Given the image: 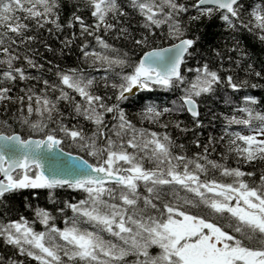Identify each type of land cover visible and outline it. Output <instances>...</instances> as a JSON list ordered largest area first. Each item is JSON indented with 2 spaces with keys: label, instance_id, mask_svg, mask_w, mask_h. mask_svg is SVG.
<instances>
[{
  "label": "snow or ice",
  "instance_id": "snow-or-ice-1",
  "mask_svg": "<svg viewBox=\"0 0 264 264\" xmlns=\"http://www.w3.org/2000/svg\"><path fill=\"white\" fill-rule=\"evenodd\" d=\"M0 251L264 264V0H0Z\"/></svg>",
  "mask_w": 264,
  "mask_h": 264
},
{
  "label": "trees",
  "instance_id": "trees-1",
  "mask_svg": "<svg viewBox=\"0 0 264 264\" xmlns=\"http://www.w3.org/2000/svg\"><path fill=\"white\" fill-rule=\"evenodd\" d=\"M68 3H71V0H68ZM65 15H67V11H65ZM62 18H63V17H62ZM215 23H216V24H220L221 22L216 21ZM219 30H220V29H218V28H216V27H212V28H209V29H208V31H210V32H218ZM246 43L252 45V48H250V50H253V49H254L257 55L260 54V45H259V44H257V43H255L254 41H252L250 37L246 38ZM73 59H75V57H73ZM253 92H254L257 96H260V95H261L259 89H255V90H253ZM166 98H170V97L166 96V95L163 94V93L160 94V97H159L160 100H164V99H166ZM208 131H212L211 127H209ZM213 134L215 135V133H213ZM201 138H202V140H203V139H206V133H202V134H201ZM178 142H183V141H178ZM65 150H66V151L68 150V149H67V146H65ZM219 150H220V149L217 148V151H219ZM210 158H216V157L213 155V156H210ZM46 203H47L46 200H41V201H40V204H41V205H44V204H46ZM22 214H24V215H26V216H29V215H30V213L28 212L27 209L22 210ZM57 223H58V226H63L62 223H61L60 221H57ZM37 227H39V226L37 225ZM0 253H1V255H3V252H2V251H0Z\"/></svg>",
  "mask_w": 264,
  "mask_h": 264
},
{
  "label": "flooded vegetation",
  "instance_id": "flooded-vegetation-1",
  "mask_svg": "<svg viewBox=\"0 0 264 264\" xmlns=\"http://www.w3.org/2000/svg\"><path fill=\"white\" fill-rule=\"evenodd\" d=\"M0 255H1V253H0Z\"/></svg>",
  "mask_w": 264,
  "mask_h": 264
}]
</instances>
